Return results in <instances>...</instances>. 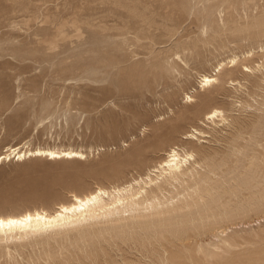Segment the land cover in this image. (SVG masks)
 <instances>
[{
	"label": "rangeland",
	"instance_id": "obj_1",
	"mask_svg": "<svg viewBox=\"0 0 264 264\" xmlns=\"http://www.w3.org/2000/svg\"><path fill=\"white\" fill-rule=\"evenodd\" d=\"M173 147L196 163L170 184ZM98 188L142 194L1 236L0 264H264V0H0V216Z\"/></svg>",
	"mask_w": 264,
	"mask_h": 264
},
{
	"label": "bare ground",
	"instance_id": "obj_2",
	"mask_svg": "<svg viewBox=\"0 0 264 264\" xmlns=\"http://www.w3.org/2000/svg\"><path fill=\"white\" fill-rule=\"evenodd\" d=\"M233 65L236 64V60H231ZM230 63V64H231ZM221 65V64H220ZM219 67V66H218ZM222 68H220L221 70ZM249 71V70H246ZM201 80V79H200ZM217 79L210 76H202L201 87H209L215 83ZM189 98V97H188ZM207 119L216 122V119L225 120V115L220 110H213L206 115ZM197 135V134H196ZM194 134L186 136L185 139H193ZM18 147V146H17ZM9 148L1 157L3 161L15 159V160H25L27 158H41L45 157L48 160H62V159H84L85 155L80 151H75L72 149H46L37 148L35 150H25L23 148ZM187 151V150H186ZM165 155V154H164ZM165 159V158H164ZM195 156L193 153L180 154L178 148L173 147L167 154V159L162 161L160 164L161 175L164 172H168L170 179L166 183L179 179V171L184 166L194 167ZM144 171V170H143ZM180 174H182L180 172ZM190 174V173H189ZM147 179V178H146ZM153 179L150 183H153ZM175 182V181H174ZM158 190L163 189V185L157 186ZM142 191V190H141ZM153 192V191H152ZM127 193L126 188L115 189L114 191H107L102 188H98L83 196L73 195L72 200L66 204H60L56 207L53 213L47 211L34 210L32 212H26L19 216H0V237L2 240L5 239H15V238H25L32 234H37L41 232H49L52 229H58L60 227L73 226L75 223H81L87 221L89 218H96L99 216H107L119 209V206L124 205L125 201L130 198V204H134L136 200L132 198L142 194L140 190L136 192L132 191V194L125 196ZM173 198V197H172ZM108 199V200H106ZM156 199V198H155ZM156 201V200H155ZM156 203V202H155ZM158 203V202H157ZM146 204V203H145ZM150 204V203H149ZM150 206V205H149ZM152 206V205H151ZM124 211V210H123ZM101 218V217H100ZM62 229V228H61ZM10 239V240H11Z\"/></svg>",
	"mask_w": 264,
	"mask_h": 264
}]
</instances>
